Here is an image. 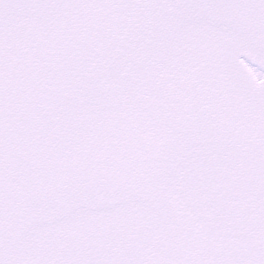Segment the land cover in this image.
<instances>
[{
	"label": "snow or ice",
	"instance_id": "6c2138e0",
	"mask_svg": "<svg viewBox=\"0 0 264 264\" xmlns=\"http://www.w3.org/2000/svg\"><path fill=\"white\" fill-rule=\"evenodd\" d=\"M0 264H264V0H0Z\"/></svg>",
	"mask_w": 264,
	"mask_h": 264
}]
</instances>
